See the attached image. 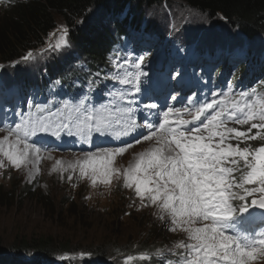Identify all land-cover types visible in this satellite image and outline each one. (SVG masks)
<instances>
[{"label": "snow or ice", "instance_id": "snow-or-ice-1", "mask_svg": "<svg viewBox=\"0 0 264 264\" xmlns=\"http://www.w3.org/2000/svg\"><path fill=\"white\" fill-rule=\"evenodd\" d=\"M57 31L58 38L55 44L48 43V49L68 45L69 29ZM33 58L29 50L20 62ZM142 63L143 57L135 63V73L112 79L139 93L140 79L146 75ZM111 95L109 103L99 106L87 96L65 101L47 115L37 104L35 112L22 116L14 126L0 127L5 133L0 137V169H27L31 180L39 173L42 149L37 144L44 136L91 144L96 134L113 146H97L72 161L56 159L51 172H59L61 178L69 173V180L78 173L93 188L103 185L108 190L114 181H122L141 207H153L159 219H168L169 231L185 233L186 239L169 250H179L174 252V264H264V93L257 88L234 93L229 86L226 92L213 93L210 102L197 106V101H190L192 107L183 111L170 106L162 112L151 111L158 106L149 103L142 122L132 107L118 103L132 104L128 94ZM252 141L260 143L254 147ZM145 143L147 147L135 153L127 166H117L119 158ZM47 158L53 159L51 153ZM136 259L147 260L149 254L128 255L124 264Z\"/></svg>", "mask_w": 264, "mask_h": 264}, {"label": "trees", "instance_id": "trees-1", "mask_svg": "<svg viewBox=\"0 0 264 264\" xmlns=\"http://www.w3.org/2000/svg\"><path fill=\"white\" fill-rule=\"evenodd\" d=\"M155 1L161 0H13V3L6 4L8 8L0 11V89L4 95L16 91L23 96L27 95L29 89L25 85L28 80L26 73L32 67L27 64L28 61L20 62L21 57L29 50L37 52L44 46L46 38L60 18L69 29L68 40L79 51L80 56L77 54L70 61L66 54L61 52L47 62L42 71V79L38 82L40 90L46 95V103L43 104L46 111L43 114L47 115L49 110L54 112L58 107L62 108L65 101L76 102L78 98H83L93 89L87 83L96 81L98 77L100 90L113 81L112 77L117 74V67L109 63L108 54L112 49L125 44L121 31L126 27L125 22L129 20L127 18L124 22L113 17L112 13L117 11L119 5L123 6L126 3L141 4ZM184 1L201 12H208L211 15L222 14L224 22L233 28H238L240 33L249 39L264 37V0ZM96 10L97 16L94 17L91 14ZM81 57L85 59L84 63L80 62ZM3 69L6 71L1 73ZM256 76L257 80L261 79L264 82V65ZM14 81L17 83L14 84ZM10 85L14 87L11 88ZM262 88L258 91L264 93V86ZM24 101L22 99L14 106L15 111L21 113ZM37 104L35 100H29L32 109H35ZM3 109L5 108L0 107V110ZM20 119L21 117L19 121ZM5 125L14 126V123L6 122ZM43 148H51L57 153L52 140L44 139ZM41 169L45 170L46 167L39 165V170ZM48 179L54 180L46 173L42 177L37 175L36 179L27 181L28 177L22 175L20 178L19 175L5 172V179H0V207L16 204L23 206L24 202L31 198L36 199L45 210L51 211L57 218L61 212L66 213L67 218L79 217L80 221L86 214V207L90 212L93 210L84 201L78 203V200L69 199L66 195L63 196L62 202L57 203L55 197L50 195L49 187L42 186ZM6 180L9 184L12 183L10 187L2 183ZM85 193L89 198L88 193ZM90 201L95 203L96 198L93 197ZM115 202L116 200L111 199L113 210L108 212L110 218L115 212L118 217L120 209L122 212L130 211L128 207H119L117 203L114 205ZM131 218L135 219V215L132 214ZM155 226L150 228L142 243L139 242L140 244L135 247L128 248V245L115 243V249H111L113 251H108L109 248L106 249L102 245L97 249L83 248L97 252L92 256L93 260L89 264H115L111 262L112 257H117V264H124L128 255L138 257L142 253H148L149 259L143 261L136 259L132 264H169V262L174 264L177 259L174 252L179 250L169 251L163 241L158 242L156 234L158 229ZM76 246L81 248L83 244H65L57 235L34 234L24 238L18 237L15 243L8 247L2 245L0 238V264L4 260V264H53L59 251L67 253ZM158 251H162L160 256L156 255Z\"/></svg>", "mask_w": 264, "mask_h": 264}, {"label": "rangeland", "instance_id": "rangeland-1", "mask_svg": "<svg viewBox=\"0 0 264 264\" xmlns=\"http://www.w3.org/2000/svg\"><path fill=\"white\" fill-rule=\"evenodd\" d=\"M116 14L117 19L123 17L131 18V20H127V27L131 29L130 35L133 36V29L138 33L143 32L146 41L151 42L153 46L151 52H153L154 55L164 40L169 39L172 50L178 53L208 36L213 38L210 45V48H212L219 42L225 40L226 33L230 34L235 42V53L228 52V54H224L226 52H223V54H221L219 51L217 55L213 56L211 59L213 62H219L222 56L227 55L229 63L233 64L237 61H245L248 56L251 55L257 56L258 53L261 52L264 54V37L258 36L248 40L239 30L236 35L231 31L230 26L222 20L224 18L222 14L218 13L217 15H211L208 12H201L191 7L190 4L184 0H161L153 3L144 2L141 4L138 2L135 4L130 2L123 6L119 5ZM91 15L96 17L97 10ZM143 15V19H140ZM61 27H66V25L62 19L58 18L56 27L46 38V44L40 47L37 52L33 51L34 58L27 62L32 68L26 73L28 80L25 85L29 88L30 95L32 96L36 95L41 88L38 86V82L42 79V71L53 56L61 52H64L66 55L69 53H76L74 46L69 40L66 47H62L59 50L48 49L47 46L49 42L55 44L59 35L57 30ZM52 33H56V35L52 36ZM137 38H139V36ZM223 49H234V46L227 43ZM151 59L152 58H148L147 60L150 61ZM5 71L6 70L3 69L1 73ZM99 81L100 79L95 81V83ZM16 83L17 81H14V84ZM53 85L55 87V84ZM10 86L11 88L14 87V85ZM11 94L23 96L17 91L15 93H10V95ZM3 96L4 93L2 89H0V97ZM41 97L44 102L46 95L43 96V94H41ZM13 101L14 98L9 102L12 103ZM11 111L12 110H10L9 113ZM1 116L2 114L0 113V117ZM140 121L141 120H138V122ZM5 126L6 125L3 124L0 125V127ZM243 128H247V126H243ZM254 132L255 130H253V133ZM3 135H5V133L0 132V137H3ZM46 138L49 137L46 136ZM69 139V137H64L62 141ZM50 140L55 141L58 144L59 150L61 149L60 141L51 138ZM93 141L95 142L94 145H92L93 142L91 144L77 143L76 146H80V148L75 149L73 152H43L44 154H42V159L39 163V165L46 167L45 173L54 178L53 181L48 179L42 186L49 187L50 195L55 197L57 203L62 202L63 196L66 195L69 199L74 198L78 200V203L85 202V204H88V207L93 208V210L90 212V209L84 205V207H86V214H84L80 221L79 217H77V219L74 217L67 218V216H65L66 213L61 212L59 213L60 216L57 218L53 216L51 211L45 210L36 199L31 198L27 199L23 206H19V204L15 206H2L0 207V238L2 245L8 247L10 244H14L18 237L24 238L25 236L34 234L57 235L65 244L80 243L83 244V246L81 248L76 246L67 253L59 251L57 259L53 264H89V262L93 260L92 256L97 252L88 251L83 248L97 249L102 245L106 249L109 248L108 251H110L113 248L115 249V243L128 245V248L135 247L142 243L147 237L150 228L154 225H156L155 227L158 229L156 232L159 240L158 242L163 241L167 249H173L177 241L186 239L185 233L183 232L169 231L171 227L170 222L167 218H165V220L159 219L157 215H155V208L141 207L140 201L135 197L134 192L130 189H125L122 186V181H114L111 190H108L103 185H98L93 188L90 185V181L86 178L79 179L78 173L73 174L72 179L69 180L67 178L69 173H64L63 178H61L59 172H51L56 159L72 161L77 156L82 155L83 152L95 150L97 146H113L112 144H108L103 137L97 138V135L93 136ZM250 143L255 147L260 141H252ZM145 147H147L146 143L130 149L128 153L117 160V166H127L129 162L133 160L134 154L142 151ZM48 153H51L53 159L47 158ZM29 167L31 168V165ZM5 172L19 175L20 178L22 175L28 177L27 169L22 168L16 170L13 167H7L5 169H0V179H5ZM29 180L28 178L27 181ZM2 183H5L7 187H10L12 184H9L7 180L2 181ZM117 184H121L120 190L117 195H114ZM85 192L88 193L89 198H87ZM93 197L100 201L98 206L112 197L111 199L116 200L114 205L117 203L119 207H128L130 211L126 212L125 210L122 212L120 209L119 216L116 217V212L113 213L111 218L114 220H112L108 212L113 210V208H111L113 204L111 207L109 206V209L106 211L98 212L95 210V203L90 201ZM81 214L82 213H80V215ZM132 214L135 215V219L131 218ZM81 253L84 255L81 256ZM8 254L10 255V253ZM64 255H68L70 258L62 260L61 257ZM4 262L5 260L1 264H4ZM111 262L117 264V257H112Z\"/></svg>", "mask_w": 264, "mask_h": 264}, {"label": "bare ground", "instance_id": "bare-ground-1", "mask_svg": "<svg viewBox=\"0 0 264 264\" xmlns=\"http://www.w3.org/2000/svg\"><path fill=\"white\" fill-rule=\"evenodd\" d=\"M143 17H144V15L140 19H143ZM136 20H137V18H136ZM163 46H164V50L165 51L170 50L171 49V43H170V41H167V43H164ZM185 95H187V96H193V94H185Z\"/></svg>", "mask_w": 264, "mask_h": 264}]
</instances>
